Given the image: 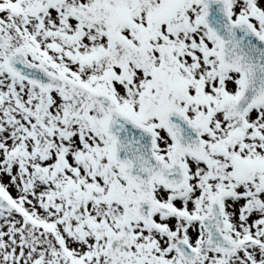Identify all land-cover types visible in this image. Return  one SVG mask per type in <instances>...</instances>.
<instances>
[{"label":"snow or ice","instance_id":"6c2138e0","mask_svg":"<svg viewBox=\"0 0 264 264\" xmlns=\"http://www.w3.org/2000/svg\"><path fill=\"white\" fill-rule=\"evenodd\" d=\"M0 264H264V0H0Z\"/></svg>","mask_w":264,"mask_h":264}]
</instances>
